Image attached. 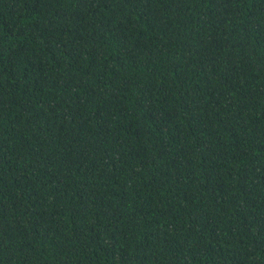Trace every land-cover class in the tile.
I'll use <instances>...</instances> for the list:
<instances>
[{"label": "trees", "instance_id": "obj_1", "mask_svg": "<svg viewBox=\"0 0 264 264\" xmlns=\"http://www.w3.org/2000/svg\"><path fill=\"white\" fill-rule=\"evenodd\" d=\"M0 264H264V0H0Z\"/></svg>", "mask_w": 264, "mask_h": 264}]
</instances>
